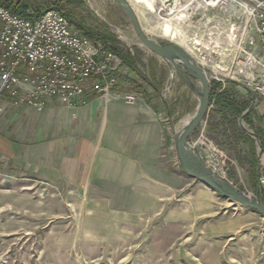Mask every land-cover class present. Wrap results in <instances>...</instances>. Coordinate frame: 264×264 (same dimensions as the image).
<instances>
[{"label":"rangeland","instance_id":"obj_1","mask_svg":"<svg viewBox=\"0 0 264 264\" xmlns=\"http://www.w3.org/2000/svg\"><path fill=\"white\" fill-rule=\"evenodd\" d=\"M17 1L27 4L30 10L46 11L57 3L75 21L76 28L79 25L85 32L97 35V42L124 54L129 51L135 59V69L143 76L139 75L136 85L129 79V88L137 93L151 91L154 102L162 97L179 107L180 115L170 132L173 154L176 153L174 134L194 116L200 97L182 84L177 72L172 74V66L158 64L156 55L141 44L117 3L14 0ZM128 1L152 39L173 43L163 37L162 25L154 14L158 0ZM163 27L167 33L169 27ZM149 84L160 90L158 98ZM194 84L200 91V82ZM236 90L242 96L247 93L241 85ZM212 109L213 104L189 143L212 148L218 160L211 164L218 172L246 194L257 196L250 177L240 175L236 159V151L245 156L249 145L234 139L231 124L220 125V131L210 127L209 114L213 117L211 126L221 122L220 115ZM238 126L251 132V124L244 120L239 119ZM256 148L261 150L258 144ZM20 169L11 160L0 158V264H264V217L250 214L239 204L235 209L230 200L222 197L216 203L217 212L201 216L204 210L199 204L206 196L197 186H188L181 167L180 194L165 196L164 202L148 194H109L115 191L110 187L91 189L88 194L69 193L58 184L35 180Z\"/></svg>","mask_w":264,"mask_h":264},{"label":"built area","instance_id":"obj_2","mask_svg":"<svg viewBox=\"0 0 264 264\" xmlns=\"http://www.w3.org/2000/svg\"><path fill=\"white\" fill-rule=\"evenodd\" d=\"M158 2V21L170 25L167 33L160 25L163 37L184 49L211 83L237 82L264 100V0ZM123 65L59 10L33 19L0 1V115L8 106L42 112L50 100L75 110L88 94L108 101ZM135 99L125 96L128 104Z\"/></svg>","mask_w":264,"mask_h":264},{"label":"crops","instance_id":"obj_3","mask_svg":"<svg viewBox=\"0 0 264 264\" xmlns=\"http://www.w3.org/2000/svg\"><path fill=\"white\" fill-rule=\"evenodd\" d=\"M154 57L158 64L171 66L157 55ZM121 77L108 101L88 94L86 104L70 110L73 113L56 100H50L42 112L8 106L0 115V158L18 164L22 173H30L35 180L58 184L69 193L88 194L91 189L110 187L115 191L109 194H148L157 196L159 202H164L165 196L179 195L182 175L170 137L173 121L180 115L179 107L158 98L160 90L153 84L149 85L158 95L157 102L151 91L148 100L129 88L130 80L140 76L125 63ZM128 93L136 97L132 104L125 100ZM253 110L249 127L264 143V100L259 99ZM250 137L261 149L260 142ZM207 149L211 162L217 161L215 151ZM240 170V175L250 177L247 166ZM256 174L257 188L252 182L251 188L258 190L260 177L264 176L261 150ZM186 177L188 186H197L206 196L205 200L199 199L204 210L201 216L217 212L220 196L205 184ZM194 199L198 207L197 198Z\"/></svg>","mask_w":264,"mask_h":264},{"label":"water","instance_id":"obj_4","mask_svg":"<svg viewBox=\"0 0 264 264\" xmlns=\"http://www.w3.org/2000/svg\"><path fill=\"white\" fill-rule=\"evenodd\" d=\"M117 3L128 16L135 35L141 44L173 67L172 74L177 72L183 83L196 92L200 97L199 106L194 116L178 132L174 134L175 151L182 171L191 179L205 184L220 197L228 199L233 205H242L264 217V204L261 197V185L258 186L257 196L252 197L234 185L228 178L221 175L211 164L210 153L205 144H190L189 138L196 129L206 120L211 107V80L210 75L196 63V61L180 46L175 43H159L152 39L143 29L138 14L128 0H112ZM194 81L201 84V90H195ZM244 87L254 98L253 91ZM255 103L245 113L255 108ZM244 114V115H245ZM244 115L240 118L243 121ZM250 136L254 135L241 126Z\"/></svg>","mask_w":264,"mask_h":264},{"label":"trees","instance_id":"obj_5","mask_svg":"<svg viewBox=\"0 0 264 264\" xmlns=\"http://www.w3.org/2000/svg\"><path fill=\"white\" fill-rule=\"evenodd\" d=\"M4 7L8 9L12 14L20 15L23 17L28 18H38L40 17L45 11V9H38V10H30L27 4H23L20 2H14V0H0ZM49 8L57 9L62 14H64L73 24H75V21L68 15L62 8L58 7L57 3L50 6ZM77 29L80 33L86 35L90 39H92L94 42H97L100 38L97 37V35L92 34L91 32H85V30L77 25ZM107 49L112 51L113 53L120 56L123 60V62L130 67L132 70V73L138 74L137 70L135 69V59L133 58L132 54L127 51L125 54L123 52H120L118 49L114 48L110 45H105ZM143 77V76H141ZM145 81V78H142ZM137 79L132 80V84L136 85ZM240 86L237 82H227L225 86L222 83L219 82H212L211 83V104H213V109L215 114L220 115V124L218 123L215 126H211V120L210 118H213L209 114L208 118V124L210 123V127L213 129H216L220 131V129L223 126H220L222 124H231L232 127V133L234 135V139L238 141H244L249 145V152L247 155H241L240 152L236 151V159L241 167H248V172L251 178V182L254 186V188H257V168H258V152L255 144V140L251 138L242 128L238 126V120L251 108L252 104L257 103L259 101V98H254L248 91L245 96H242L236 89ZM146 99L149 100L148 92L141 91L140 92ZM254 110L244 115V122L248 123L250 122L251 115ZM208 117V116H207ZM221 127V128H220ZM222 131V130H221ZM226 135V132H224ZM260 140L261 145V152H264V143ZM256 190V189H254ZM257 191V190H256ZM263 188L261 187V197L262 202L264 204V194H263Z\"/></svg>","mask_w":264,"mask_h":264},{"label":"bare ground","instance_id":"obj_6","mask_svg":"<svg viewBox=\"0 0 264 264\" xmlns=\"http://www.w3.org/2000/svg\"><path fill=\"white\" fill-rule=\"evenodd\" d=\"M154 14L157 16V18H159V17H158V11H157V13H154ZM158 23H159V25L164 24V23H162L161 20H159ZM162 26H164V25H162ZM165 27H169V28H170V25H169V24H168V25H165ZM188 122H189V121H187L186 124H187Z\"/></svg>","mask_w":264,"mask_h":264}]
</instances>
